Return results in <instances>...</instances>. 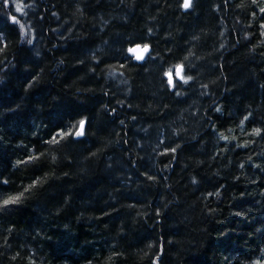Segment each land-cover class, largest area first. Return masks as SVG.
<instances>
[{
    "label": "trees",
    "instance_id": "1",
    "mask_svg": "<svg viewBox=\"0 0 264 264\" xmlns=\"http://www.w3.org/2000/svg\"><path fill=\"white\" fill-rule=\"evenodd\" d=\"M183 5L0 0V264H264V0Z\"/></svg>",
    "mask_w": 264,
    "mask_h": 264
},
{
    "label": "snow or ice",
    "instance_id": "2",
    "mask_svg": "<svg viewBox=\"0 0 264 264\" xmlns=\"http://www.w3.org/2000/svg\"><path fill=\"white\" fill-rule=\"evenodd\" d=\"M5 2H7V0H5ZM191 2L192 0H184V7L185 8H188L191 6ZM17 11H20V8L19 6H17ZM262 11H264V9H262ZM13 20L15 21L16 18L13 17ZM140 46L137 45L135 48H132V49H129V52H132V53H135L137 51V49H139ZM148 51V46L145 45L142 49V53H146ZM144 56L143 54L141 55H137L136 56V59L138 60H141L143 59ZM183 66H179L177 71H176V76L179 77L180 79H184V77L181 75V69H182ZM166 76H168V83L170 86H175V82L173 80V75H172V70L170 69L167 73H166ZM188 79H191V77H188ZM84 121H80V124H79V130L76 132V135L79 136V135H83V131H84ZM55 139V137L53 138ZM174 151V149H173ZM23 195V193H21L20 195H9L6 199H3L2 200V204L3 205H9V204H15L19 201L20 197ZM0 196H2V194H0Z\"/></svg>",
    "mask_w": 264,
    "mask_h": 264
},
{
    "label": "water",
    "instance_id": "3",
    "mask_svg": "<svg viewBox=\"0 0 264 264\" xmlns=\"http://www.w3.org/2000/svg\"><path fill=\"white\" fill-rule=\"evenodd\" d=\"M188 8H189V7H188ZM137 45H139L140 48L137 49V51H136L135 53L129 52V49L135 48ZM146 45L148 46V51H147L146 53H142V49H143V47L145 46V44L138 43V44H134V45H132V46L129 47L128 52H129V54L134 58L135 61H137V62H144V61L147 59L148 55L151 53L152 47H151L149 44H146ZM141 54H143L144 58L141 59V60L136 59V56H137V55H141ZM180 66H181V65H180ZM177 69H178V68H177ZM181 75L183 76V67H182V69H181ZM178 78H179V77H178ZM84 122H85V123H84V131H83V135H79V136H77L76 133H75V137L80 138V137H83V136H84V134H85V130H86V120H84ZM78 130H79V127H78L77 131H78ZM77 131H76V132H77Z\"/></svg>",
    "mask_w": 264,
    "mask_h": 264
}]
</instances>
